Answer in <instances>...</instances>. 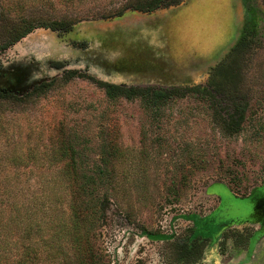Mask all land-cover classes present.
Listing matches in <instances>:
<instances>
[{
  "label": "rangeland",
  "instance_id": "374dc122",
  "mask_svg": "<svg viewBox=\"0 0 264 264\" xmlns=\"http://www.w3.org/2000/svg\"><path fill=\"white\" fill-rule=\"evenodd\" d=\"M129 1L0 0V46L28 23L76 21L67 31L38 26L0 51L1 78L22 97L0 99V206L29 202L24 193L39 192L63 166L48 165L45 155L76 135L84 168L105 151L116 173L105 216L90 236L99 263L193 264L181 254L198 233H191L190 216L210 215L222 199L225 216L244 217L255 202L236 194L248 196L262 184L254 197L264 193V0H182L101 16ZM217 67L228 75L227 91L237 83L249 99L238 133L221 129L202 94L187 91L152 109L139 97L111 99L96 81L205 85L220 77L211 71ZM68 70L76 74L68 77ZM44 80L53 83L30 94ZM13 155L27 163H12ZM46 237L23 242H39L37 264H64L60 255H48ZM257 240L244 249L214 237L195 264H264V237ZM18 256L11 247L0 264H17Z\"/></svg>",
  "mask_w": 264,
  "mask_h": 264
},
{
  "label": "trees",
  "instance_id": "16d2710c",
  "mask_svg": "<svg viewBox=\"0 0 264 264\" xmlns=\"http://www.w3.org/2000/svg\"><path fill=\"white\" fill-rule=\"evenodd\" d=\"M181 1L131 0L115 12L101 16L104 18L119 16L127 10L150 12L163 6L178 4ZM75 22L66 19H51L40 21L38 25L34 22L28 23L13 31L11 40L1 45L0 51L38 26L67 31L73 27ZM245 41L243 38L236 45L237 52L243 49ZM233 64L231 63L230 71L234 67ZM211 71L220 72V77L217 80L215 77H209L212 83L208 82L205 85L194 83L162 87L96 81L106 89L111 99L139 97L147 107L152 109L160 108L172 98L182 96L187 91L202 94L214 104L215 121L221 129L228 134L238 133L246 118L249 105L248 96L239 91L240 87L237 83L234 85V91L232 89L227 91L224 85L228 77L226 72L218 67L212 68ZM67 73L68 77L76 74L75 70H68ZM1 76L0 74V99H22L19 95L9 91L6 80H3ZM52 83L53 80L37 83L30 94L43 92ZM75 137L76 135H68L67 139L61 140L58 151H51L50 154L45 155L44 159L48 165L63 162V166L60 169H53L39 192L24 193L29 202L8 200L5 206H0V260L8 259L10 248L13 247L19 252L17 264H37L40 255L37 250L39 242L36 240L33 243H26L23 240L26 241L34 235H39L42 239L43 234L47 233V237L43 240L48 245L47 249L50 253L48 255H60L64 264H100L90 245V236L94 223L105 216L104 212L110 195L113 196L115 189L116 173L108 169L111 156L105 151H101L97 159L84 168L83 164L87 162L84 160L85 157L79 153V140ZM111 146L116 147V144ZM114 150L118 151V148ZM27 158L31 160L36 157L28 155ZM10 161L14 164L27 163L22 155H13ZM6 192L8 195L7 188ZM11 237H13L12 243L10 242ZM135 264H144V262L139 259Z\"/></svg>",
  "mask_w": 264,
  "mask_h": 264
},
{
  "label": "flooded vegetation",
  "instance_id": "af4514ba",
  "mask_svg": "<svg viewBox=\"0 0 264 264\" xmlns=\"http://www.w3.org/2000/svg\"><path fill=\"white\" fill-rule=\"evenodd\" d=\"M263 185V184H262ZM255 187L251 190L248 196H241L236 194L239 198H251L254 197V194L262 186ZM264 192V191H263ZM260 199L254 205L252 211L244 217H227L223 214V202L218 208L215 209L210 215L203 216L199 219L196 216H190V219L193 221L195 228L193 232H197L194 235V238L191 242H188L185 247H182L181 254L188 262L193 264L199 263L203 257V249L207 244V241L212 240V238L221 240L225 239L226 241L231 239L233 240L234 245L248 248L253 245L254 240L262 239L264 237V193H260ZM244 224V225H242ZM258 225V226H257ZM242 226V228H238ZM254 226L253 229L250 228ZM235 227V228H233ZM239 236L243 239L239 240ZM173 236H168L171 238ZM201 237H204L203 242H201ZM199 238V239H195ZM226 249L222 250L224 254ZM142 260V259H141Z\"/></svg>",
  "mask_w": 264,
  "mask_h": 264
},
{
  "label": "water",
  "instance_id": "95a60500",
  "mask_svg": "<svg viewBox=\"0 0 264 264\" xmlns=\"http://www.w3.org/2000/svg\"><path fill=\"white\" fill-rule=\"evenodd\" d=\"M259 197H260V195H259ZM259 197H258V199H256L255 197H251V199H252V200L255 202V204H256V202L260 199ZM248 199H249V198H248Z\"/></svg>",
  "mask_w": 264,
  "mask_h": 264
}]
</instances>
